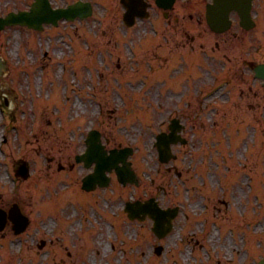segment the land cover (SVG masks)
I'll list each match as a JSON object with an SVG mask.
<instances>
[{
  "label": "rangeland",
  "instance_id": "rangeland-1",
  "mask_svg": "<svg viewBox=\"0 0 264 264\" xmlns=\"http://www.w3.org/2000/svg\"><path fill=\"white\" fill-rule=\"evenodd\" d=\"M19 1L0 0V9H8L10 6L18 4ZM95 17H98L95 21L89 19L87 22H82L80 28L96 29L97 32H100L101 28L107 29L114 26V23L109 18H102L99 13ZM97 20H101L102 23L97 22ZM194 31L197 33L194 45L196 51L194 53H199V56L202 57V62L198 68H194L196 64L195 59L191 58L190 62L188 61V57L194 53L190 51L188 45H184L183 56L187 61L186 69L189 71V69L193 68L189 79H186L184 73L185 65L181 62L184 59L181 61L176 59L177 54L182 53V50H180L182 45L178 42L181 40H177V37L174 38L173 36L167 45L162 47L163 52L160 53L163 54L162 56H157L160 59H157V61L161 63L162 67L166 64L170 65L174 63L175 66L170 65L165 71L166 76H168L166 81L171 87L176 83L179 86L191 84L196 78L198 71L199 76L195 80V85L191 89L187 88L184 90H171V88L165 89L163 87H153V89L145 90L147 92L145 93L144 91L146 95H143V97L148 101L149 106L147 108H137L136 118L130 120L132 123L128 122L124 116L122 106L126 101L125 95H119L115 91L118 88L122 93L124 89L119 88L120 85L115 86L112 77L116 74L110 76L111 73L121 71L115 79H119V82L121 84L123 82V86L127 87L124 81L128 77L124 76L122 72L123 65L117 69L115 64L118 61H115L114 58L112 59L107 55L98 57L94 55L87 60V65L91 66V69L98 68L101 60L107 63L108 69L105 68L106 73L100 78L85 74L84 69H81L75 77L72 74L69 75L67 69L64 73L59 71V66L64 60L60 58L56 60L54 55L60 51V46L66 53L67 48L63 46L62 42H56L59 35L55 30H50L54 34L51 39L43 40L40 46L34 44L31 49H28L27 46V50L24 49L26 45L25 41L28 36L34 39L36 37L35 32L28 31L20 26L8 27L0 32V50L7 53L6 55L10 59L11 72L3 79L8 85L11 81V86L15 91L17 88L22 89L26 98L32 97V95L46 96L44 92V89L47 88L45 78L48 72L51 73L50 79L53 80V85H57L54 93H58L63 99H65L64 93L69 95V99L66 98L70 105L68 115H80L84 120L85 127L97 126L101 131L108 132V136L111 138V145L113 143L133 144L136 138H138L139 142H143L139 143V146L144 153L141 155L136 154L134 159L144 169L149 170L151 167L157 166V161L151 159V156L156 157V152L151 150V145L149 144L155 124H158V128H166L171 117L187 116L185 120V123L188 124L187 131L190 133L193 130L195 136L193 139H190L188 145L184 147L176 146L175 149L179 154L176 164L184 162L185 166L190 159L196 162L197 166L203 164L202 168L204 170L215 175L213 181L206 178L207 190L215 189L216 195L223 197L226 201L224 205L221 204L220 210L216 211L212 208V204L207 201L205 195L206 198L197 203L198 194L187 199L185 198V188L180 187L181 197L179 200L185 202L184 211L189 214L190 218L187 219V222H184L180 216L179 220L176 221V228L173 229L169 236L161 240L160 243L164 245V250L160 255H156L153 251V244L158 242L151 233L150 228H148L149 222L134 223L128 220L122 225V232L127 230L122 235V249L118 243L119 235H116V239L112 238L113 240L111 241L114 245L113 251H108L104 254V244L106 239L108 240V237H110L106 231V222H112V215L114 217L122 215V207L120 205L125 194L114 193L112 195L109 194L108 189L106 190L108 193L103 194L102 191L101 196L99 195L96 199L97 206L91 208L93 211L90 210L91 217L94 218L97 215L101 217L99 221L100 227L103 230L98 232L102 236L101 244H97V248L91 251L95 259L94 264H213L215 261L216 264H219L218 258L221 261L220 264H255V259L253 260L252 255L255 257L259 248L257 255L264 252V239L262 240V237L259 235L262 234L264 236V228L260 230L255 227L258 220L264 217V184H261L262 181L260 179V177L264 178V141L261 143L263 146H257L255 149H251L250 152H247L244 148L243 152V146H245L246 142L249 143L250 148H253V144H257L255 141L258 140V137L261 140L264 139V121L261 120L264 117V88L261 87L257 79L253 78L252 71L247 64V60L259 61L264 59V37H261L256 30L244 33V35H242L241 31H232V37L229 41L231 53L228 54L231 60L227 61L223 50L225 44L228 43V40H226L228 35L215 37V35L207 30L196 29ZM160 34L161 36L156 38ZM163 35L164 33H159L154 28L149 31L148 37L144 39H139L132 34L130 46H134L135 50L139 52L143 48H148L153 43L163 40ZM45 37L48 36L40 34L37 35L36 39L40 41ZM69 39L73 48L82 54L87 52L90 44L97 43V38L84 31L78 35L74 32L71 33ZM179 39L181 38L179 37ZM183 39L185 40V38ZM215 40H218L221 45L220 51L213 50ZM3 41L6 46H3ZM42 48H48L45 52L46 54L44 53L43 56L41 54ZM47 54L48 57H46ZM18 57L22 59V62L18 61ZM65 57L67 59V55ZM126 58L129 65L125 61L123 63L124 69H127V66L129 68L128 76L137 72L152 76V63L143 62V65L140 67L135 62V59ZM150 59H152V56L149 52H142L141 55L138 54L136 61ZM67 61L64 62L68 63ZM219 61H224V70H222ZM74 65L78 66L79 63L74 62ZM43 67H45V74L42 71ZM94 71L92 72L94 73ZM41 76L42 79L40 78ZM156 76L152 77L153 81L156 79ZM224 80H227L224 88H226V95H228V98L225 96V99H229V102L218 100L212 101L209 104V101L205 100L203 96L215 85L224 84ZM66 84L67 87H65ZM83 87L85 89L81 91ZM129 88L133 89L131 86ZM126 92L129 96V99L126 101L127 104H133L136 98L139 99L129 89ZM5 98L7 99V105H0V120L6 117L5 122L0 124V139L2 138V130H7L9 148L6 151L9 158L3 161L0 152V173H2V178L0 177V203L11 204L13 201H17L25 213L29 215L30 223L28 228L17 236L13 235L10 228L0 235V263L68 264V261L75 262L77 258V254L75 253L70 258L61 262L60 256L62 252L58 247H66V236L70 237L75 233L79 234L80 227L77 220L86 205L82 207L80 203H75L74 205L69 203L67 205L62 214L65 219L72 222L73 227L63 229L61 220L59 223H55L53 220L58 215L54 214L50 216L51 202L46 204L45 200L51 201L53 198L52 203L55 206H60L61 203L63 205L64 202H67L64 201L66 199L65 193L70 190L67 192L66 190H62V186L67 184L70 188L79 179V165H76L74 170L69 172V174H67L65 169H57L59 163L65 164L73 159V155L71 154V149L74 148L73 139H78L76 128L66 129V120L68 121V118H66L67 110H60L58 115H52V119H50L48 116L53 113L48 107L38 112V108H40L38 107V103H36V110L31 109L27 102L20 103L9 94L0 93L1 104ZM35 99L37 100V98ZM30 100L32 99L29 98L28 101ZM50 100L53 108L59 109L60 99L52 97ZM50 100L47 99L46 102L49 103ZM186 100L189 102L188 105L184 103ZM234 103L241 105V109L233 108ZM1 107L4 108L3 112ZM214 110L217 112L216 115L214 114ZM35 113L38 120L33 125ZM58 116H61V127H59L57 122ZM242 117L244 118V125L240 123L243 120ZM152 122L154 123L152 124ZM225 122L230 124L232 122V125H240L233 129L226 125V128H221ZM11 123L18 125V136H15L14 130L9 129ZM77 125L80 128V132L83 133L85 130L84 125L81 122H78ZM33 126L34 134L31 132ZM218 128H221V141L214 136V130ZM227 131L230 132L233 139L227 136ZM253 133H255L254 141H252ZM13 141L21 145L22 148L20 150H17V148L13 149L11 145ZM230 141V149L232 150H223L221 142H224L228 146ZM239 142L242 144L237 147L236 144ZM214 144L220 150L219 153H226V157H229L227 150L228 153L232 152V160L226 158L227 164L242 160L245 165L243 168H237L231 172V176H233L231 184L226 186L222 180L223 184L221 183V187L225 185L227 187H225V190H222L217 184L220 175L218 168L214 164V161L218 159L216 156L214 157L213 149H216L213 148ZM20 157L30 164L29 178L26 181H18L17 179V181H13L5 175L4 169L6 164L12 165ZM221 159L222 157L220 156L219 160ZM200 162L202 163L200 164ZM227 164H224L226 169L229 168ZM77 172L79 175L76 174ZM243 172L244 186L238 188L236 186L239 184L237 176L241 177ZM248 176L252 178L251 183L257 182L254 186V202L252 205L250 204L251 210L245 212L244 216H240V223H237L236 214L249 208L248 199L251 194L248 188L250 181ZM67 179L68 181L65 182ZM160 180L170 185V200L177 201V195L173 189V185L176 182L175 177L171 178V176L164 175V173H157L155 175V185ZM196 181V179H191L189 184L193 183L195 185ZM233 183L235 184V188L232 190L231 185ZM55 189H58L59 192L55 193ZM118 189L120 191H132L131 189H121L119 187ZM202 191H204V188ZM228 191L231 192L230 196L229 194L226 195ZM243 192L244 195L240 198ZM72 194L80 198L87 196L83 192ZM187 200H189L188 203ZM205 204H207V209L203 212ZM213 211H215L214 214ZM83 219L81 218V221ZM116 221L120 222L121 220L117 218ZM211 221H216L219 225L216 228L218 230L212 228ZM88 224L89 228L83 230L81 236L84 238V242H86L85 246L91 247L96 229L90 230V223ZM116 225L119 227L120 223ZM95 226L97 225L95 224ZM182 226L185 229H182ZM201 227H204L203 231ZM252 227L256 229V232ZM192 229L196 230V235L191 237L190 234H187V231ZM240 229H243L244 235L239 233L238 230ZM58 235H62V237H57ZM41 239L46 240L47 246L44 248L38 247ZM244 242L247 243V249L251 253L248 250L247 252L244 250L246 247ZM38 248L42 249V251ZM108 248H110L109 243ZM70 250L78 251L79 247L73 241H70ZM88 264L91 263L88 262Z\"/></svg>",
  "mask_w": 264,
  "mask_h": 264
},
{
  "label": "flooded vegetation",
  "instance_id": "flooded-vegetation-1",
  "mask_svg": "<svg viewBox=\"0 0 264 264\" xmlns=\"http://www.w3.org/2000/svg\"><path fill=\"white\" fill-rule=\"evenodd\" d=\"M147 3H148V5H149L150 7H152V3H150L149 1H147Z\"/></svg>",
  "mask_w": 264,
  "mask_h": 264
},
{
  "label": "bare ground",
  "instance_id": "bare-ground-1",
  "mask_svg": "<svg viewBox=\"0 0 264 264\" xmlns=\"http://www.w3.org/2000/svg\"><path fill=\"white\" fill-rule=\"evenodd\" d=\"M91 261H92V259H91Z\"/></svg>",
  "mask_w": 264,
  "mask_h": 264
}]
</instances>
